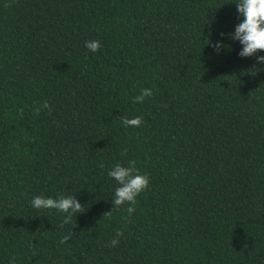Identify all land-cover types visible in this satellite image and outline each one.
<instances>
[{
  "label": "trees",
  "instance_id": "obj_1",
  "mask_svg": "<svg viewBox=\"0 0 264 264\" xmlns=\"http://www.w3.org/2000/svg\"><path fill=\"white\" fill-rule=\"evenodd\" d=\"M235 2L0 0V264H264V51L239 55ZM130 160L131 217L107 175Z\"/></svg>",
  "mask_w": 264,
  "mask_h": 264
},
{
  "label": "clouds",
  "instance_id": "obj_2",
  "mask_svg": "<svg viewBox=\"0 0 264 264\" xmlns=\"http://www.w3.org/2000/svg\"><path fill=\"white\" fill-rule=\"evenodd\" d=\"M237 11L243 16V21L239 23L235 32L231 34L234 40L239 41L242 45V51L239 53L242 57L255 55L258 51H264V0H236ZM223 36L224 34L221 33ZM86 47L89 51L96 53L102 48V44L98 40L88 41ZM218 51L222 47L221 42L213 45ZM257 62L264 64V56L257 57ZM255 75L257 70L251 69ZM152 95L151 88H144L140 94L133 98L134 103H143L146 97ZM43 109H47L51 113L50 104L45 101L42 105ZM42 109L37 108L39 113ZM23 110L21 109V115ZM122 123L126 127H139L143 123L142 117L129 119L123 117ZM107 175L113 178L119 185L115 189L112 199L113 207L128 205L126 212L129 217L136 211L135 205L137 197L147 190L150 185V177L146 174H141L136 167V161L130 160L128 166L116 164ZM32 206L37 210L56 209L59 212L65 213L64 224H69L72 217L85 211L84 205L76 198V196H60L59 198H45L44 196H35L31 201ZM112 207V208H113ZM111 214V210L105 212ZM104 213V214H105ZM122 230H117L115 238L110 241V247H115L120 243V237H123ZM70 239L69 236H64L59 243H66ZM10 264H16L15 257H12Z\"/></svg>",
  "mask_w": 264,
  "mask_h": 264
}]
</instances>
